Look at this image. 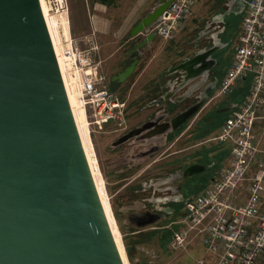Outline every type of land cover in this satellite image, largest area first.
I'll use <instances>...</instances> for the list:
<instances>
[{
    "label": "water",
    "instance_id": "95a60500",
    "mask_svg": "<svg viewBox=\"0 0 264 264\" xmlns=\"http://www.w3.org/2000/svg\"><path fill=\"white\" fill-rule=\"evenodd\" d=\"M172 1L159 0L132 29V38L146 35L138 46L155 38L151 29ZM231 5L216 20L244 11L241 0ZM219 48L186 61L199 67L192 78L204 76ZM136 62L113 80L125 81ZM200 104L174 118L175 128ZM204 169L191 165L185 175ZM0 264H126L83 145L41 0H0Z\"/></svg>",
    "mask_w": 264,
    "mask_h": 264
},
{
    "label": "built area",
    "instance_id": "2783aa9c",
    "mask_svg": "<svg viewBox=\"0 0 264 264\" xmlns=\"http://www.w3.org/2000/svg\"><path fill=\"white\" fill-rule=\"evenodd\" d=\"M48 1L52 12L69 16V0ZM201 1L173 0L151 31L173 39ZM245 2L235 53L215 95L245 90L212 138L226 145V160L199 193L185 200L171 239L173 246L180 247L199 238L215 264H264V0ZM71 38L66 55L83 73L81 91L90 126H102L118 118L126 103L101 73L97 39ZM197 264H206L205 258Z\"/></svg>",
    "mask_w": 264,
    "mask_h": 264
},
{
    "label": "rangeland",
    "instance_id": "374dc122",
    "mask_svg": "<svg viewBox=\"0 0 264 264\" xmlns=\"http://www.w3.org/2000/svg\"><path fill=\"white\" fill-rule=\"evenodd\" d=\"M230 2L231 0H204L202 7L197 6L195 8L194 19L191 22L189 21L190 23L182 30H178L174 38L176 42L173 40V43L170 42V45L166 44L167 47H176V53L172 55L174 57V64H178L177 67L179 69L183 70L185 59L194 58L199 52L208 50L214 46L211 37L219 26L216 20L217 18L214 16L232 9ZM69 5L68 26L70 33H66L64 29L60 28L61 36L65 43L71 42V36L77 40L81 39L82 36L80 35L85 34L89 26L88 15L81 1L69 0ZM220 22L221 24L225 23L226 26V29L221 32L220 37L222 41L227 42V45L212 53V56L217 60V64L213 67L212 71L215 76L222 78L226 74L235 53V46L242 29V14L228 13ZM210 24L212 25L210 26ZM75 25L78 31L80 30L81 32L75 29ZM127 35V31L126 33L118 35L116 32H111L107 36L100 38L99 41L101 46L96 56L97 61L100 62L101 73L106 78L107 86L117 92L121 102L123 101L127 104L121 112V116H128L132 114V111L136 108H142L148 98L150 99L148 93L152 92L156 94L160 90L154 87V84H152L153 79L150 80L148 77L140 79L133 86L140 70L132 74L128 81L120 82L118 79L113 80V78L118 76L127 66V61L131 58L132 53L136 52L133 51L128 54V51L133 49L138 38L127 43ZM143 38H145V36L141 35L139 41ZM162 45L163 41L160 39L157 40L153 45V49L148 52L147 59L149 60L155 51L161 50ZM168 52L169 50L161 52L156 58L158 67H162L161 65H163V62H161V59H163ZM158 75L159 73L156 76ZM161 75L162 81L171 78V76L164 73V70L161 71ZM74 78L77 85V92L80 93L79 97L82 99V93L79 89L75 72ZM197 82V78H192V81L189 83L193 86ZM189 83L176 91L174 95H183L184 97L185 93L190 90L189 86L191 84ZM241 85L246 86L247 84L241 83ZM192 86L191 89L193 88ZM201 87L198 88V90H194L193 96L186 102L194 103L190 107L201 103L199 105L200 107H198L191 116L192 118L189 117L191 118L190 122H188L189 125L193 124L198 118L203 119L198 120L197 126L193 125L191 132L183 136L178 135L176 143L174 144V142H172L171 145L173 146H168V148H170L169 150L165 149L161 154L156 156V159H158L162 158L165 151V154L173 151L176 152L164 161H161V168L167 166V163L169 166L177 169V171L179 168L187 170L193 163H195L194 165L198 164L205 166L203 175L188 186V191H191L190 189L193 187L195 190L197 186H203L204 179L208 182L214 175L215 169L219 167L221 163H225L226 160V145L220 144L212 138L219 134L221 123L227 116V112L224 113L223 117L216 116L214 107L219 104L231 105L233 103H238L245 94V90L240 89L229 96L221 95L215 97L217 89H214L210 95L212 96L211 99L202 97L198 100L195 98V94L201 90ZM205 88L206 84L204 83V90ZM157 107L158 106H156V108ZM206 114L208 118L204 119ZM115 120L104 123L102 126L89 125V127L95 157L97 158L99 168L105 179L110 206L119 225L123 245L128 243L134 252V263H132L127 251L128 255H126L129 264H197L198 259L201 257L205 258L206 264H215L214 255L207 253L206 247L201 243L199 238H191L188 243L180 247L173 246L171 242L172 234L175 228L180 224V222H175L180 220L183 214L176 216L173 221L170 220L169 215L161 219L162 217H159V212L156 210L158 208L156 205L157 203L151 200V205L148 204V198L153 195V191L149 192L144 190L142 184L146 181V175L144 174L150 172H146L145 169L151 167V163L143 165L132 164L134 169L131 170L129 164L122 162L119 149L115 150L112 148V140L118 134V132H113L118 124ZM204 123L206 128L211 129V132H206L202 138H198L196 134L201 129V126L198 127V125ZM214 161L216 167L208 169V164L214 163ZM153 172L154 167L150 174ZM181 181H178V183ZM202 189L195 193L191 191L188 195L192 192L191 196L195 195ZM147 212L151 213V216L154 218L146 223L134 224L130 218L131 214L136 217ZM162 229H172L169 240L162 237Z\"/></svg>",
    "mask_w": 264,
    "mask_h": 264
},
{
    "label": "flooded vegetation",
    "instance_id": "af4514ba",
    "mask_svg": "<svg viewBox=\"0 0 264 264\" xmlns=\"http://www.w3.org/2000/svg\"><path fill=\"white\" fill-rule=\"evenodd\" d=\"M224 13L225 12H223V14ZM224 17L225 16L220 17V19L217 20L219 26L211 37L214 46H221V48L227 45V42L222 41L220 37L221 32L226 29L225 23L221 24L220 22ZM211 25L212 24H210V26ZM156 37L158 36L156 35L155 38ZM137 38H132L131 41ZM142 40L139 41V38L136 40V44L133 46L134 51L137 52V50L141 48L138 44L142 42ZM135 56L136 55L133 57ZM211 58L213 61L212 65L207 68L206 71L204 69V76H196L198 82L193 86L189 82L192 81L191 78L197 74L198 70H194L195 73H193L194 71L192 69L189 70L187 65L183 66L182 70L177 67L178 64H173L169 69L164 70V73L171 76V78L162 81L161 72L156 76V79L152 84H154L155 88L160 90L156 94L152 92L148 93L150 99L148 98L149 96L146 97L148 100L142 108H136L132 111V114L128 116L120 115L118 118H115L116 120L110 119L106 122L109 123L110 121L115 120L118 123L114 129L115 131H113L118 132V134L112 140V148L115 150L119 149L122 162L129 164L131 170L134 169L132 164L143 165L151 163V167L154 165V172L152 174H150V172L153 167H147V169H145L146 172H150L144 174L146 175V181L142 184V188L149 192L153 191V195L148 198V204L151 205V200L157 203L156 205L159 209L157 208L156 210L159 212V217H162L161 219L166 218L169 215L170 220L173 221L176 216L184 213V202L193 192L189 195L188 193L194 191V187L190 189L191 191H188L187 188L204 173V171H202L196 172L191 176H186V169L179 168L177 171V169L169 166L168 163L167 166L161 168V161H164L172 154L176 153L175 151L167 154H165V151L162 158L156 159V156L161 154L165 149L169 150L170 148H168V146L172 147L173 145H171V143H176L178 135L183 136L184 134L191 132L193 125L197 126L198 120L201 119L198 118L193 124L189 125L188 122H190L192 117L188 118L182 122L178 128H175L176 126L173 123L174 118L183 114L186 109L188 110V108L190 109L194 107H190L194 103L186 102L193 96V93L195 92L194 90H198V88L202 86L201 90L195 94V98L200 100L202 97H208V99H211V92L218 88L221 78L215 76L212 71L213 67L217 64V60L213 56H211ZM184 62H186V59ZM187 83L191 84L189 86L190 90L185 93L184 97L183 95H174L176 91L184 87ZM204 83L206 84L205 90ZM191 86L193 87L192 89ZM235 104L236 103L231 105L219 104L218 106H215L214 111L216 112V116L223 117L224 113L228 112L229 108ZM126 105L127 104H125V106ZM156 106L158 107L156 108ZM207 118L206 114L204 119ZM201 125H198V127ZM194 164L195 163L191 165ZM208 165V169L216 167L215 161ZM178 181L181 182L178 183ZM130 218L134 224H142L150 221L154 217L151 216V213L147 212L136 217L131 214Z\"/></svg>",
    "mask_w": 264,
    "mask_h": 264
},
{
    "label": "crops",
    "instance_id": "0c3cea01",
    "mask_svg": "<svg viewBox=\"0 0 264 264\" xmlns=\"http://www.w3.org/2000/svg\"><path fill=\"white\" fill-rule=\"evenodd\" d=\"M80 1L81 4L84 6L85 11L87 12L88 20H89L88 29L86 30L85 34H83L84 36L83 35L80 36H82L81 38L86 36H94L97 39L99 46H101L99 39L107 36L111 32H116V34L118 35V34L126 33L127 31L128 39L126 40V42L127 43L130 42L132 39L131 37L132 29L138 24V22L142 19V17L146 15L147 12H149L152 8L155 7V5L159 0H80ZM241 1L246 3L245 0H241ZM203 4H204V0L200 2L198 7H202ZM230 4H233V6H235L236 0H231ZM243 12L241 13L242 19H243ZM219 15H223V13H218V15L214 17L217 18ZM194 17L195 16H193L192 19L189 21L191 22L194 19ZM190 22H188V24ZM74 27L78 31L76 25ZM78 32L81 31L79 30ZM142 35L145 36L146 38L145 34ZM145 38H143V40ZM174 38L171 40H165L161 37H156L153 40H148L147 44H145L139 50H137V52H135L136 54L133 52L134 49L128 51V54L131 52H133L134 54L132 53V56L127 61L126 65L129 66L130 64H132V62L137 60L135 70L132 74H134L137 70H140L136 81L133 83V86L136 84V82H138L140 79L145 77H148L150 80L153 79L154 81L158 73H160L162 70L169 69L175 63L173 60L174 59L173 55H175L176 53V47L172 48L166 46V44L170 45V42L173 43V40L175 41ZM159 39L163 41V45L161 46L162 49L159 51H155L153 53V56L148 60L147 59L148 52H150L153 49L154 43ZM166 50H169V52L167 55L164 56L163 59H161L163 65L160 64L162 67H158V63L156 64L157 61L156 58L160 55L161 52H165ZM134 55L136 56L133 57ZM188 60H190V58L187 59L186 61ZM185 64L186 62L184 63V65ZM187 66L189 70L192 69L193 71L194 70L197 71L199 68L197 65L189 66L187 64ZM193 73H195V71ZM197 73L199 74V72ZM132 74L125 81H128L129 78L132 76ZM208 182L204 185V187L208 184Z\"/></svg>",
    "mask_w": 264,
    "mask_h": 264
},
{
    "label": "bare ground",
    "instance_id": "6f19581e",
    "mask_svg": "<svg viewBox=\"0 0 264 264\" xmlns=\"http://www.w3.org/2000/svg\"><path fill=\"white\" fill-rule=\"evenodd\" d=\"M236 3L238 1L236 0ZM43 12L53 39V43L55 46V50L58 56V60L60 63L61 71L63 74L64 82L66 85V89L69 95V99L72 105V109L76 118V122L82 137L83 145L102 199L104 207L106 209L109 221L111 223L112 230L114 232L115 238L118 242V245L121 249L124 261L126 264H129L125 247L122 242V234L119 229V225L116 221V218L113 214V211L110 206L109 196L106 190L105 179L103 174L99 168V164L97 158L95 157V152L92 144V140L90 137V127L87 119V112L85 107V101L82 100L79 96L80 93L77 92V85L75 83L74 72L78 79L79 89L81 91V79L83 78L82 71L73 65V62L68 55H66V48L71 45V42L65 43L62 39L60 28L64 29L66 33H70L69 31V20L66 14H58L52 12L51 4L48 0H41ZM75 69V71H74ZM82 93V91H81ZM82 97V96H81Z\"/></svg>",
    "mask_w": 264,
    "mask_h": 264
},
{
    "label": "trees",
    "instance_id": "16d2710c",
    "mask_svg": "<svg viewBox=\"0 0 264 264\" xmlns=\"http://www.w3.org/2000/svg\"><path fill=\"white\" fill-rule=\"evenodd\" d=\"M205 123L202 124V127L199 130V132L196 134V137L201 138V137L204 136V134L206 132H211V129L210 128H206L205 127ZM206 183H207V181H206V179H204V185ZM203 186L197 187L193 192L195 193V192L199 191L200 189L203 188ZM171 234H172V229H162V235L163 236L162 235L161 236L164 237V238H166V240H169V237H170ZM125 245H126V249L128 251V254H129V258L132 260V263H134V257H133L134 256V252H133L132 248L130 247V245L128 243H126Z\"/></svg>",
    "mask_w": 264,
    "mask_h": 264
}]
</instances>
